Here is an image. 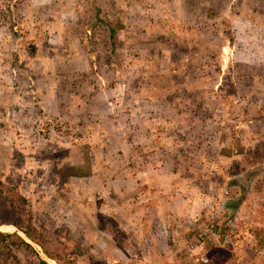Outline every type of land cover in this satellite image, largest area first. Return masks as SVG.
<instances>
[{"label":"rangeland","instance_id":"1","mask_svg":"<svg viewBox=\"0 0 264 264\" xmlns=\"http://www.w3.org/2000/svg\"><path fill=\"white\" fill-rule=\"evenodd\" d=\"M42 261L264 264V0H0V264Z\"/></svg>","mask_w":264,"mask_h":264},{"label":"trees","instance_id":"2","mask_svg":"<svg viewBox=\"0 0 264 264\" xmlns=\"http://www.w3.org/2000/svg\"><path fill=\"white\" fill-rule=\"evenodd\" d=\"M92 22H93V25H95V24H102V26L104 27V25L106 26V29L108 30V33L110 34V38L111 39H113V42L115 41V38H116V36H117V33H118V30L120 29V23H119V21H115L114 23L113 22H111V21H104V20H102V18L101 17H99V11H98V9L96 10V13H95V16L93 17V19H92ZM103 23H105L104 25H103ZM113 50V49H112ZM115 51L116 50H113V52L115 53ZM198 51H201V48L198 50ZM172 87V86H171ZM176 92H177V90H176ZM184 94H185V96H186V100H187V105L188 106H190V109H188V110H178V108H179V106H177V105H175L174 106V110L176 111V116L178 115V114H182V115H189V114H194L195 116L194 117H198L199 116V114H197V112L198 111H195L194 109L193 110H191L192 109V105H194V107H198V108H203L204 107V105H203V103H199V101H197V99L196 98H194L193 97V95L190 93V90L188 91V90H186L185 92H184ZM194 98V99H193ZM195 99H196V101H195ZM186 105V107H188ZM196 105V106H195ZM193 119H190L189 120V124H190V122L192 121ZM239 207V205H235V206H233V208H235V209H237ZM42 263L43 264H47L46 262H43L42 261Z\"/></svg>","mask_w":264,"mask_h":264}]
</instances>
